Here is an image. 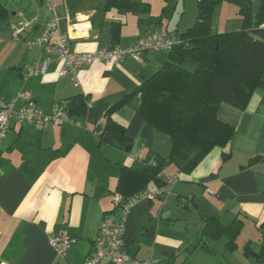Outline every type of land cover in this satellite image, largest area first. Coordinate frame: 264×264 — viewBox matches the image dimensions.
<instances>
[{
	"label": "crops",
	"instance_id": "0c3cea01",
	"mask_svg": "<svg viewBox=\"0 0 264 264\" xmlns=\"http://www.w3.org/2000/svg\"><path fill=\"white\" fill-rule=\"evenodd\" d=\"M136 1L148 3L149 11L126 10L108 0H52V5L59 31L76 53L126 48L154 30L188 28L171 29V18L164 23L165 8L156 13L150 0ZM0 5L6 10L0 18V101L25 89L49 114L55 104L83 100L73 109L83 106V113H70V123L43 128L13 122L0 141V264H84L102 220L116 214L113 195L125 201L160 186L153 178L141 183L128 170L146 165L151 153L175 182L161 181L166 193L131 209L123 233L129 257L157 264H264L255 256L264 236V88L244 110L220 106L218 117L234 127L226 158L216 147L189 174L165 163L169 137L142 119L138 96L110 114L122 127V146L130 145L128 152L108 146L119 151L115 157L102 137L105 111L153 75L165 53L144 55L143 63L130 56L117 64L94 62L76 71L77 84L69 75L59 76L63 63L51 61L45 74L23 82V71L48 57L25 40L41 34L52 12L45 0H0ZM18 25L24 31L13 42L12 26ZM60 230L78 239L64 257L49 244Z\"/></svg>",
	"mask_w": 264,
	"mask_h": 264
},
{
	"label": "trees",
	"instance_id": "16d2710c",
	"mask_svg": "<svg viewBox=\"0 0 264 264\" xmlns=\"http://www.w3.org/2000/svg\"><path fill=\"white\" fill-rule=\"evenodd\" d=\"M108 3L126 10L149 11V4L142 1ZM222 3L236 6L243 20L240 30L218 32L212 28V13ZM5 15L6 10L0 5V18ZM168 32H174L179 43L164 52L165 58L153 75L105 111L104 134H109V145L124 143L122 127L110 114L138 96L142 119L154 131L169 137L170 151L165 163L189 174L212 149L221 148L224 158L229 154L234 127L218 117L220 106L228 104L244 110L252 95L264 88V0H259L256 9L251 0H196L194 24L180 33ZM187 59L195 69L186 67ZM78 111L82 114L83 106L68 113ZM155 155L151 153L143 167L128 170L139 175L137 180L141 183L153 178L161 186L157 175L163 165L155 166ZM258 246L256 259L264 261V236Z\"/></svg>",
	"mask_w": 264,
	"mask_h": 264
},
{
	"label": "built area",
	"instance_id": "2783aa9c",
	"mask_svg": "<svg viewBox=\"0 0 264 264\" xmlns=\"http://www.w3.org/2000/svg\"><path fill=\"white\" fill-rule=\"evenodd\" d=\"M45 1L52 12V16L41 34L25 40V45L28 48L41 50L48 57L41 63H35L25 69L21 75L23 82L31 76L45 74L51 61H56L63 63L59 76L69 75L71 80L77 84L75 73L83 66L91 65L94 62L117 64L128 56L139 63H143L144 55L167 52L179 43L174 32L154 30L140 37L135 44L126 48L114 46L101 48L96 52H72L68 46V36L59 31V19L54 12L52 0ZM24 27V25L12 26L11 40L13 42L19 41V36L23 33ZM72 121L68 109L62 104H55L49 114L43 113L32 99L31 94L25 89H22L10 101H0V141L9 131L13 122L36 124L46 128L53 123L63 124ZM157 176L165 183L175 182V179L163 172L158 173ZM164 193H166L164 188L158 186L153 191L139 192L125 201H121L118 195H113L116 214L109 215L102 220L97 238L93 242L84 264H100L103 260H109L113 264H157L154 259L140 261L129 257L123 250V233L127 216L136 203L142 200H152ZM77 241V238L70 236L64 230H60L50 237L49 244L58 256L64 257Z\"/></svg>",
	"mask_w": 264,
	"mask_h": 264
},
{
	"label": "rangeland",
	"instance_id": "374dc122",
	"mask_svg": "<svg viewBox=\"0 0 264 264\" xmlns=\"http://www.w3.org/2000/svg\"><path fill=\"white\" fill-rule=\"evenodd\" d=\"M153 10L156 13L162 12L165 8L166 17H164V23L169 22L172 19L170 28L174 29L176 25L180 27H190L194 24L196 19V0H150ZM256 7L259 4V0H251ZM176 13V14H175ZM212 28L218 32H230L240 30L242 27V18L237 12V8L233 3H222L217 6L212 13ZM186 67L189 69H195V65L190 61H185ZM107 145V144H106ZM107 151L116 157L118 150H114L113 147H108ZM115 152V153H113ZM111 155V156H112ZM113 157V156H112ZM117 161V160H115ZM165 166L164 169H166Z\"/></svg>",
	"mask_w": 264,
	"mask_h": 264
},
{
	"label": "water",
	"instance_id": "95a60500",
	"mask_svg": "<svg viewBox=\"0 0 264 264\" xmlns=\"http://www.w3.org/2000/svg\"><path fill=\"white\" fill-rule=\"evenodd\" d=\"M82 103H83V100H82V99H72V100H70L69 102H67L65 106H66V108H67L68 110H73V109L76 108L77 106L82 105ZM122 134H123V132H122ZM108 135H109L108 133H105L104 141L107 140ZM113 146H114L115 148H117V149H120V150L122 149V150H124L125 152H128V151L130 150V145L122 146L119 142L114 143ZM153 162H154V164H155V166H156L157 168H160V167L162 166V159L159 158V157H155V158L153 159ZM165 213H167V212H165Z\"/></svg>",
	"mask_w": 264,
	"mask_h": 264
}]
</instances>
